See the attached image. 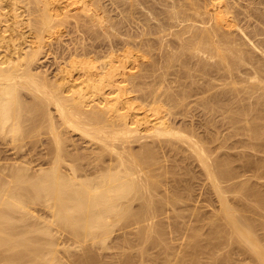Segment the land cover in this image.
I'll use <instances>...</instances> for the list:
<instances>
[{
    "label": "bare ground",
    "instance_id": "6f19581e",
    "mask_svg": "<svg viewBox=\"0 0 264 264\" xmlns=\"http://www.w3.org/2000/svg\"><path fill=\"white\" fill-rule=\"evenodd\" d=\"M0 138L18 149L1 165L0 264H64L54 234L50 250L35 236L53 224L131 247L130 227L191 192L173 178L197 177L185 159L211 209L189 205L187 240L157 259L264 264V0H0Z\"/></svg>",
    "mask_w": 264,
    "mask_h": 264
},
{
    "label": "rangeland",
    "instance_id": "374dc122",
    "mask_svg": "<svg viewBox=\"0 0 264 264\" xmlns=\"http://www.w3.org/2000/svg\"><path fill=\"white\" fill-rule=\"evenodd\" d=\"M56 61L59 62L61 60L60 59L56 60L53 55L49 56L48 63L49 62L51 63V67H54V68L56 67V63H55ZM8 139H9V137H8ZM25 149L26 148H24L23 151H25ZM17 150L18 149L12 150L11 144L8 145L6 141H4V140H2V138H0V178L5 179L6 181L11 180V178L7 175V174H9V171L7 169H5L3 171L1 168V165L4 163L10 162L7 159L4 160V157L9 158V157L17 156V155H14ZM24 153L25 152H22V154H24ZM33 154H35V153H33ZM214 155H215V153H214ZM179 165L181 167L190 168V170H192L194 172V174L197 175L196 178H192L191 172H189V174L191 175L190 176V175L184 174L183 171L180 170L179 171L180 174H175L173 177L174 179H180V178L186 179L189 182L190 186H192L191 192L185 191L184 188L180 189V194H179L180 195V202H179L177 207H173L171 210L164 211V213H160L154 219L144 221L143 223L138 225V226H145V225H148L149 223H153V222L154 223H156V222L164 223L166 225V230H165L166 235H164V238L162 240H157V234L152 233L149 240H148V237H149L148 236L147 240L146 241L144 240L145 242L140 241L139 239H137L138 233H140V231L143 232L144 230H142L141 228H136L138 226H132L129 228V230H127V231L131 232L129 237L131 239L135 240V241H133L132 245H130L131 247L128 246V248H125L126 250L125 249H117V248H111V250H110L109 247H108L109 249L105 248L106 244H104V242L103 243L100 242L101 238H97V239H93V240L88 239V240L83 241V242L77 241L75 239L76 237H73L71 233L61 229V227H59L56 224L54 225L53 223H50L51 222L50 218L52 219V217H51V214L47 213V212H45V215H43L45 217H40V220L42 222L39 220L38 217H35V218H38V219H35L36 222L34 221V219L31 222H32V227L34 224H37V225L39 224L38 226H41V223H42V225H45L44 227H46V226L48 227V226L53 224L51 227L52 232H53V233H51L52 237L51 236L48 237L49 235L47 237L40 235V234L35 235L34 233H36V232L33 233V236L34 235L39 236L40 238L44 239L43 242L46 243L49 240L52 242L53 239L51 240V238H53L55 235L54 239L57 241V243L59 242V245L64 244V245L59 246V248L61 249V252L60 253L58 252L60 254V255L58 254V256H60L59 258L61 260L63 259L62 261L65 262L64 264H114V262L116 264H131V263L132 264H165L162 259H157V255H160L162 253H166L165 251L168 250L167 251L168 254H166V255L168 257H170V260H171L173 249L175 247L180 246L181 244L185 243V241L188 238L187 235L189 234V228L191 226L190 222L192 219L190 216V213L187 210L189 205L190 206L191 205L196 206V203H197V207L203 213H205L211 209V207L207 206V203L204 202L209 197V194H208L209 192L207 191V187H205V182L203 180L204 178L201 174V169L198 166V162L191 161V166H190V161L188 159H185L184 161L181 160ZM185 170H186V168H185ZM36 205H38V204H33V206L36 207V208L33 207L35 210L39 208L38 210L43 211V210H41V209H43L41 205H38V206H36ZM176 212L180 213L182 215V217L177 216L178 217V219H177V217L175 216ZM176 220H177V222H176ZM45 221H48L50 224L49 225L46 224L47 222L44 224ZM179 222H180V224H179ZM53 226L55 229L53 228ZM178 226H179V228H177ZM118 229H119V226H117L116 230L110 235L111 239L110 238H108L109 240L106 239L107 241H109L107 243L109 245L111 244V246H113V240H116L117 235L119 236L120 234H122L121 231ZM132 234L135 237H133ZM151 239H153V240H151ZM95 240H97V241H95ZM48 243L49 242H47V245H48ZM54 243H56V242H54ZM159 243H162V244L158 245ZM50 244L51 243H49L48 246L47 245L45 246V247H47L48 250H50V248L53 245L52 244L50 246ZM49 246H50V248H49ZM143 246H144V251L147 255L146 254L144 255V253H141V251H140V248ZM165 247L168 249H166ZM52 248L56 249V247H54V245ZM161 248H163V249H161ZM170 249H171V251H170ZM161 251H162V253H161ZM148 252H150V253L148 254ZM155 254H156V256H155ZM151 255H152V257H151ZM78 257H80L79 258L80 260L78 259ZM124 258H127V259H124ZM129 259H131L130 263H126V260H129ZM85 260H86V262H85ZM79 261H82V263H80ZM111 261L113 263H111Z\"/></svg>",
    "mask_w": 264,
    "mask_h": 264
}]
</instances>
